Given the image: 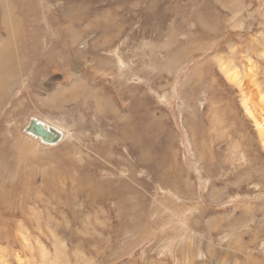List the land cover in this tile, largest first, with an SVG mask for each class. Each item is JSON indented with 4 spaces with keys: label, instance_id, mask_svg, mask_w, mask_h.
I'll return each instance as SVG.
<instances>
[{
    "label": "rangeland",
    "instance_id": "rangeland-1",
    "mask_svg": "<svg viewBox=\"0 0 264 264\" xmlns=\"http://www.w3.org/2000/svg\"><path fill=\"white\" fill-rule=\"evenodd\" d=\"M248 96L264 0H0V264H264Z\"/></svg>",
    "mask_w": 264,
    "mask_h": 264
},
{
    "label": "water",
    "instance_id": "water-1",
    "mask_svg": "<svg viewBox=\"0 0 264 264\" xmlns=\"http://www.w3.org/2000/svg\"><path fill=\"white\" fill-rule=\"evenodd\" d=\"M26 132L40 138L46 144H57L64 137L63 132L59 129L49 126L35 118L31 119L26 128Z\"/></svg>",
    "mask_w": 264,
    "mask_h": 264
},
{
    "label": "bare ground",
    "instance_id": "bare-ground-1",
    "mask_svg": "<svg viewBox=\"0 0 264 264\" xmlns=\"http://www.w3.org/2000/svg\"><path fill=\"white\" fill-rule=\"evenodd\" d=\"M225 62V61H224ZM227 66V69L226 70L228 72V76L229 78L232 80V82L234 83H237L239 85H243V82H242V76L240 75V70L239 69H236V66L235 68H233L232 66L230 65H226ZM226 69V68H225ZM241 76V77H240ZM246 76V75H245ZM248 76V75H247ZM252 77V76H251ZM252 100V99H251ZM263 100V98H262ZM253 101V100H252ZM263 102V101H262ZM243 103H244V106H245V109L247 111V113L253 118V119H256V124L257 126L260 128V131H261V135H264V113L263 115L261 116V118H257V114L255 112L256 110V107L258 106L257 104H253V102L250 101V98L249 96L248 97H243ZM262 105V104H261ZM259 106L261 107V109L263 110L264 109V104L262 106ZM264 112V110H263ZM33 135V134H32Z\"/></svg>",
    "mask_w": 264,
    "mask_h": 264
}]
</instances>
